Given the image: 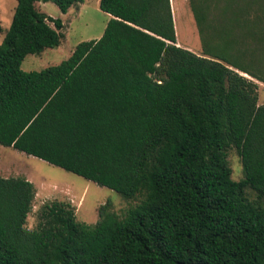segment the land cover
Masks as SVG:
<instances>
[{
  "label": "trees",
  "instance_id": "trees-1",
  "mask_svg": "<svg viewBox=\"0 0 264 264\" xmlns=\"http://www.w3.org/2000/svg\"><path fill=\"white\" fill-rule=\"evenodd\" d=\"M40 1L84 2L18 0L0 44V144L142 199L123 218L103 204L95 224L47 203L29 229L34 183L0 176V264H264V0H190L202 53L177 44L171 0H100V38L26 72L65 26Z\"/></svg>",
  "mask_w": 264,
  "mask_h": 264
},
{
  "label": "rangeland",
  "instance_id": "rangeland-1",
  "mask_svg": "<svg viewBox=\"0 0 264 264\" xmlns=\"http://www.w3.org/2000/svg\"><path fill=\"white\" fill-rule=\"evenodd\" d=\"M182 1L184 4L183 6L179 4L178 10L183 14L185 25L181 27V22L178 19L180 45L191 46L197 52L202 53L201 37L198 34V25L191 9L190 0ZM17 4L18 0H0V44L12 23ZM36 6L41 12L61 18L65 26L61 30L62 39L59 47L46 48L40 54L26 56L22 63V69L26 72L41 71L67 60L79 43L100 38L110 19V14L100 8V0H84L83 3L72 6L67 13H63L52 1H40ZM258 7V4L253 5L251 19H255L257 13L261 14ZM51 25L54 26L53 23ZM195 42L196 44L193 45ZM255 81L259 85V104H264V83ZM228 159L232 168V177L238 181L244 179L242 159L236 148L229 150ZM0 176H22L34 183L37 193L33 209L27 220L26 226L29 229L37 227L40 209L47 203L55 201L70 203L74 207L79 221L95 224L99 220V210L103 204L110 202L112 209L123 218L127 211L142 199L141 195L135 199L125 198L109 187L101 186L83 176L12 146L2 144H0ZM246 194L252 201L258 199L257 192L250 187L246 189Z\"/></svg>",
  "mask_w": 264,
  "mask_h": 264
},
{
  "label": "crops",
  "instance_id": "crops-1",
  "mask_svg": "<svg viewBox=\"0 0 264 264\" xmlns=\"http://www.w3.org/2000/svg\"><path fill=\"white\" fill-rule=\"evenodd\" d=\"M171 3H172L173 15H174L176 33H177V42H178L177 44L180 45L181 41H180L179 32H178V22H177L178 19L181 22V27H183L185 24H184L183 14H182V12H180L178 10V6H179V4H181L183 6L184 2L182 0H175V3H174V0H171ZM182 11H183V9H182ZM109 16L111 17V15H109ZM198 34H199V30H198ZM195 44H196V42L193 45H195ZM183 47L189 48L190 50H193V51L197 52L195 50V48H193L191 46H183ZM197 53H199V52H197Z\"/></svg>",
  "mask_w": 264,
  "mask_h": 264
},
{
  "label": "bare ground",
  "instance_id": "bare-ground-1",
  "mask_svg": "<svg viewBox=\"0 0 264 264\" xmlns=\"http://www.w3.org/2000/svg\"><path fill=\"white\" fill-rule=\"evenodd\" d=\"M51 196V195H50Z\"/></svg>",
  "mask_w": 264,
  "mask_h": 264
},
{
  "label": "water",
  "instance_id": "water-1",
  "mask_svg": "<svg viewBox=\"0 0 264 264\" xmlns=\"http://www.w3.org/2000/svg\"><path fill=\"white\" fill-rule=\"evenodd\" d=\"M247 76V75H246Z\"/></svg>",
  "mask_w": 264,
  "mask_h": 264
}]
</instances>
